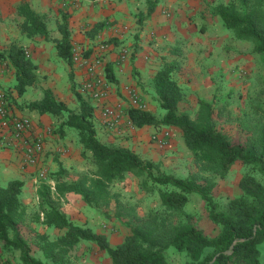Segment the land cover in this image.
I'll use <instances>...</instances> for the list:
<instances>
[{
	"label": "trees",
	"instance_id": "trees-1",
	"mask_svg": "<svg viewBox=\"0 0 264 264\" xmlns=\"http://www.w3.org/2000/svg\"><path fill=\"white\" fill-rule=\"evenodd\" d=\"M264 0H228L219 3L215 12L222 26L231 30L236 40L248 41L264 65V28L258 25L257 14ZM23 15L27 34H46L43 21L26 4L18 6ZM151 7L147 9V13ZM60 38L55 40L56 54L66 63L71 60V43L65 22L59 25ZM13 70L14 89L20 95L34 83V65L23 48L11 44L0 53ZM175 63L164 62L151 77L154 99L162 115L156 118L149 110L127 109V117L134 127L145 124L174 126L180 130L184 146L190 151L198 170L186 176H174L160 169L157 163L139 157L124 145L101 142L95 132L91 116L93 105L77 95V109L72 110L54 97L48 88L40 98L26 102L23 107L39 114L61 116L58 130L72 129L78 143L89 155V174L77 179H54V194L79 195L89 206L107 205L111 197L109 185L121 181L126 173L141 179L143 187L158 189L159 206L129 227L122 240L110 245L103 233L88 226L72 223L52 200L45 184L36 189L37 207L41 223L61 230L53 238L36 234L35 245L41 257L31 254L20 232L25 208L19 199L20 179H10L0 185V248L16 253L18 264H69V251L79 242H92L104 251L111 264H169L165 256L168 247L183 252L182 264H264L259 262V243L264 239V134L257 140L244 142L232 138L216 128L213 105L200 99L193 118L177 109L181 91L172 77ZM105 76L112 80L109 69ZM243 170L237 182L238 194L225 202L214 199L213 177H223L234 162ZM198 194L207 219L217 232L207 235L184 211L188 195Z\"/></svg>",
	"mask_w": 264,
	"mask_h": 264
},
{
	"label": "crops",
	"instance_id": "crops-1",
	"mask_svg": "<svg viewBox=\"0 0 264 264\" xmlns=\"http://www.w3.org/2000/svg\"><path fill=\"white\" fill-rule=\"evenodd\" d=\"M226 1L77 0V4L70 5L64 3L63 0H0V53L6 51L11 44L21 46L23 50H26L27 57L34 65L36 88L40 91L48 88L53 95L58 91H69L68 74L78 86L83 72L71 63H66L56 54L54 43L60 38L58 25L64 21L71 45L83 47L84 55L87 57H92L98 52L102 58L98 71L105 74L106 69L110 70L112 80L107 81L109 100L120 99L125 102L127 94L123 89L124 86L133 88L134 84L138 87L142 86L139 84L141 81L146 82L161 64L169 61L175 63V72H172V77L179 88L186 86L187 90L199 89L201 92L210 83L205 76V70L213 65L223 64L221 54L217 56L214 50L218 49L222 42L220 30L223 28V32L230 31L219 24L221 22L215 8L219 3ZM20 4H26L44 22L45 35L27 34L22 24L24 17L17 9ZM150 7L151 11L147 13ZM138 17L140 22L136 21ZM114 20L118 26L120 23L125 24L126 32L129 31L125 38L122 37L123 35L115 37L122 38L129 49L125 61L121 62L117 60V48L109 47L110 49L100 51L96 46L100 39L109 35L108 24ZM213 22L219 24L220 28L214 29ZM119 29L124 30L120 27ZM224 42L226 41L223 36ZM234 49L235 51L241 49L240 45H234ZM5 62L7 64L5 68L10 76L0 80V84L5 85L12 82L14 85L13 70L6 60ZM0 71H2L1 68ZM177 73L181 76L180 80H176ZM137 77L138 80H136ZM1 89L6 93L8 103L15 113L27 115L38 130L46 126L45 122L50 120L48 115L36 113L23 106L16 107L13 103L18 102L20 96L13 95L15 99L11 100L10 93ZM79 90L78 87L77 91L80 92ZM148 93L142 94L141 98L146 102L147 110L153 112ZM11 94L14 93L11 92ZM81 97L87 99L85 96ZM38 98L40 97L36 96V99ZM88 101L93 105L91 120L97 138L109 145L127 146L138 155L151 156L154 154V145L150 142V136L154 131L166 129L171 134L180 132L174 126L145 124L140 127H126L124 117L117 123L119 131L108 129L102 124L98 109L94 107L91 100L88 99ZM160 115L162 113H159ZM43 141L39 164L43 162L49 166L51 164L49 152L55 150L56 143L61 140L55 134L49 137L44 133ZM34 172L35 166L23 164L21 154L17 150L0 147V185H4L10 179H20L22 186L19 199L22 204L25 202L32 204L36 199Z\"/></svg>",
	"mask_w": 264,
	"mask_h": 264
},
{
	"label": "rangeland",
	"instance_id": "rangeland-1",
	"mask_svg": "<svg viewBox=\"0 0 264 264\" xmlns=\"http://www.w3.org/2000/svg\"><path fill=\"white\" fill-rule=\"evenodd\" d=\"M63 1L70 5L77 4V0ZM259 7L260 12L257 14L258 25L264 28V2ZM136 21L140 22V18L138 17ZM116 24L118 23L115 20L108 24L110 28L109 35L100 39L96 46L98 48L100 44H104V49L115 47L117 48V53L119 49L126 47L127 49H125L129 52L122 38H115L116 35H123L122 37L125 38L129 31L126 32L127 27L125 24L120 23L119 26ZM212 24L214 29H216L220 28L219 24L221 23L217 25V23L213 22ZM119 27L122 30L124 29L125 32L124 30L121 31ZM229 31L225 30L223 32V28L220 30L222 42L218 49H213L217 52V56L221 54L223 64H220L221 66L213 65L205 70V76L210 83L201 92H199V89L191 91L187 90L186 86H181V97L177 104V109L193 118L198 107V101L200 99L209 101L216 112L215 125L218 130L223 131L231 138L237 136L244 142L255 141L260 133L264 134V65L261 63L257 53L253 51L250 42L236 40L232 37L231 30ZM130 36H132V33H130ZM223 36L226 41L224 43ZM134 45L137 46V44ZM234 45H240L241 49L235 51ZM24 52L26 53V50ZM6 65L5 59L0 57V68L2 69L0 71V80L10 76V73L5 68ZM138 77L136 80H138ZM39 78L41 79L40 76ZM67 78L70 82L69 91L55 92L54 97L62 100L68 108L76 110L77 95L84 96V94L81 90H79L80 92L77 91L78 87L80 89V85L78 84L77 86V83H74L71 75L68 74ZM177 79H181L179 73L176 74ZM105 80L108 81L107 78ZM150 81L151 77L146 82L137 81L142 86L138 87L137 84H134V88L140 98L142 94L149 92L153 105L152 113L156 118H159L161 116H159V113H162L163 110L158 107L154 99ZM35 83L26 86L20 95L14 90L12 82L5 85L0 84V87L5 89L8 94L10 93L9 97L11 100L15 99L13 95L20 96L18 102L15 101L13 104L16 107H22L26 102L36 99V96H41L42 91L36 88L37 85ZM11 92L14 94H11ZM141 100L145 103L147 110L146 102L142 98ZM45 114L50 117V120L46 121V126H44L50 129L49 132H45L46 136L50 137L55 134L60 137L61 142L56 143L55 150L49 152L51 164L47 166V164L42 162V166L45 169L44 179H36L34 176L36 189L38 185L45 184L50 190L54 204L65 213L72 223L88 226L93 231L103 233L110 245L120 242L128 233L131 225H134L136 221L144 218L159 206V190L143 187L140 178L126 173L121 181H114L109 185L111 197L105 206H89L82 201L79 195L72 193L56 196L53 189L55 178L77 179L82 174L88 175L92 167L86 158L89 153L82 149L73 130L69 128H63L62 131L58 130L62 117ZM150 142L154 145V154L151 156L137 155L157 163L161 170L181 177L198 170V164L194 161L190 151L184 146L180 132L177 134L169 133L161 144L154 141ZM242 170L241 163L236 161L229 167L223 177H213L215 186L212 191L215 201L225 202L238 194L237 182ZM35 196L36 199L32 204L26 202L23 204L25 215L24 221L20 226V232L27 241L31 254L41 257V253L35 245V235L40 233L48 238H53L61 233V230L47 227L40 222L41 213H39L37 207V194ZM184 211L193 217V220L203 229L205 234L210 236L217 232V227L207 219L203 202L195 192L188 195ZM258 249L259 262L264 263V239L259 243ZM165 256L169 264H182L185 258L183 252L175 251L171 247L166 248ZM68 263L111 264L106 253L89 241L79 242L69 251ZM0 264H18L17 254L2 251L0 248Z\"/></svg>",
	"mask_w": 264,
	"mask_h": 264
},
{
	"label": "built area",
	"instance_id": "built-area-1",
	"mask_svg": "<svg viewBox=\"0 0 264 264\" xmlns=\"http://www.w3.org/2000/svg\"><path fill=\"white\" fill-rule=\"evenodd\" d=\"M105 45L100 44L98 50H104ZM127 50L119 49L117 60L125 61ZM102 62L101 56L96 53L92 57L84 55V49L80 46L71 47L70 63L82 70L80 90L84 96L91 100L98 109L102 124L108 129H117L119 119H126V127H134L128 120L127 109L134 108L146 110L145 103L141 100L133 87L124 86L127 96L126 101L120 99L109 100V87L104 75L98 71ZM0 147L12 148L21 154L23 164L35 166V178L44 179L45 169L40 163L43 151L44 133L49 132L48 127L38 130L32 124L27 115L15 113L9 103L6 93L0 89ZM119 131V129H117ZM169 135L168 130L154 131L150 136L151 141L158 144L164 142Z\"/></svg>",
	"mask_w": 264,
	"mask_h": 264
}]
</instances>
